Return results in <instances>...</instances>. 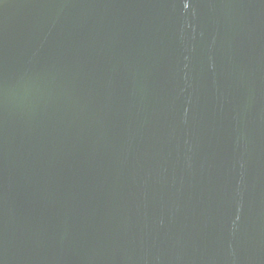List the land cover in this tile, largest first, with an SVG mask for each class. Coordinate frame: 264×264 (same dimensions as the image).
I'll return each mask as SVG.
<instances>
[{
	"label": "water",
	"instance_id": "95a60500",
	"mask_svg": "<svg viewBox=\"0 0 264 264\" xmlns=\"http://www.w3.org/2000/svg\"><path fill=\"white\" fill-rule=\"evenodd\" d=\"M0 264H264V0H0Z\"/></svg>",
	"mask_w": 264,
	"mask_h": 264
}]
</instances>
